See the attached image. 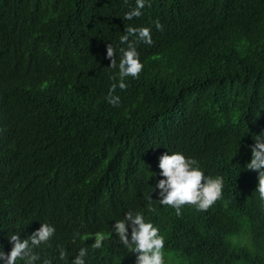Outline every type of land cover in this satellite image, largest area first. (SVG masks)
Masks as SVG:
<instances>
[{"label": "trees", "instance_id": "1", "mask_svg": "<svg viewBox=\"0 0 264 264\" xmlns=\"http://www.w3.org/2000/svg\"><path fill=\"white\" fill-rule=\"evenodd\" d=\"M134 5L135 0L16 5L25 19L19 35L44 38L53 51L34 80L48 83L52 101H40L47 109L30 132L32 141L43 136L51 144L41 139L35 149L61 152L67 117L79 121L81 133L76 124L71 148L90 155L93 164L84 173L79 159L68 167L56 159L48 174L58 189L46 192L48 199L72 208L80 202L82 218L108 226L125 206L147 211L143 194L158 178L148 176L159 173L168 146L224 176L223 195L207 210L185 204L177 216L156 206L151 214L174 238L165 245L171 264H264V199L255 189L257 170L246 168L253 136L264 130V0H152L142 16L128 20L124 14ZM8 17L0 11L4 33L14 25ZM157 17L163 30L153 23ZM128 24L151 25L154 42L139 43L144 68L138 78L126 77L128 88L117 87L121 103L112 105L106 93L118 68L109 66L107 44L119 49ZM27 62L20 68L37 66L33 57ZM6 76L5 69L1 79ZM107 246L110 252L118 247L114 254H131L120 242Z\"/></svg>", "mask_w": 264, "mask_h": 264}, {"label": "clouds", "instance_id": "2", "mask_svg": "<svg viewBox=\"0 0 264 264\" xmlns=\"http://www.w3.org/2000/svg\"><path fill=\"white\" fill-rule=\"evenodd\" d=\"M40 1L0 0V11L9 15L8 23L14 24L6 27L9 33L0 31V264H166V241H174V238L171 233H164L151 218L156 206L174 209L177 216L183 215L185 204L207 210L222 197L224 176L206 172L197 157L167 146L168 150L159 157V173L151 171L148 176V179L154 175L158 178L143 194L147 211L125 206L123 215L113 216L114 222L108 226L95 223L92 216L82 218L80 210L76 209L81 206L80 202L75 208L51 202L46 192L58 188L56 181L52 184L48 173L56 159L62 160L66 167L79 159L84 173H89L93 164L90 155L81 156L78 149L71 148L73 136H78L76 124L80 133L77 120L70 121L66 117L63 126L67 130L60 139L65 146L59 147L61 152L37 150L41 139L50 141L41 136L34 142L30 137V132L39 127L34 126L37 116L47 109L40 101H52L48 83L34 80L39 73L42 76L53 51L44 38L30 41L25 38V31L20 33L23 37L19 35L17 28L25 19L20 20L16 5L33 8ZM151 4L152 0H135V5L124 16L128 20L140 17L145 6L151 7ZM153 23L163 30L159 17ZM119 40V49L110 42L106 52L111 58L110 68H118L110 75L113 82L106 93L112 105L121 103L117 87L128 88L126 77L138 78L144 68L138 45L154 42L151 25L128 24ZM61 47L68 49L66 44ZM29 56L35 59L37 66L32 70L21 69V63H28ZM5 69L7 76L2 80L1 73ZM253 138L246 168L257 170L255 189L264 199V130ZM157 189L158 197L154 198L152 192ZM71 210L72 215H69L67 212ZM55 217L60 219L56 221ZM114 241L120 242L130 256L114 254L118 247L110 252L107 245Z\"/></svg>", "mask_w": 264, "mask_h": 264}, {"label": "rangeland", "instance_id": "3", "mask_svg": "<svg viewBox=\"0 0 264 264\" xmlns=\"http://www.w3.org/2000/svg\"><path fill=\"white\" fill-rule=\"evenodd\" d=\"M165 259H166V264H171V255H169L168 253H166L165 251Z\"/></svg>", "mask_w": 264, "mask_h": 264}]
</instances>
